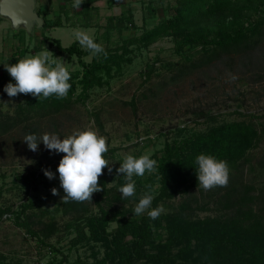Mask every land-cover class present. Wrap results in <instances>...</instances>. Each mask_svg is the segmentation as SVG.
<instances>
[{
    "label": "trees",
    "instance_id": "1",
    "mask_svg": "<svg viewBox=\"0 0 264 264\" xmlns=\"http://www.w3.org/2000/svg\"><path fill=\"white\" fill-rule=\"evenodd\" d=\"M88 1L92 3L95 0ZM170 9V13L161 17L152 27H145L140 35L134 33L123 38L119 46H106V58L100 54L93 56L91 62L83 59L90 52L77 42L63 47L60 40L56 39L59 53L76 55L82 66L81 70L70 71L71 88L67 97L57 99L53 95L48 99L38 100V97L26 94L25 99L18 103L14 114H4L0 110V135L20 126L23 127L24 134H36L37 129L30 126L33 118L60 114L73 108L77 102L85 101L92 88L109 83L114 74L121 71L125 62H132L130 55L136 48L148 47L166 36L171 37L176 52L182 55L183 60L174 64L177 72L170 77L165 76V80L159 83L161 90L170 83H178L189 77L198 69L217 63H223L230 69L237 63L243 72L256 70L257 81L264 79V0H177ZM121 18V21L113 18L108 21V39L116 29L121 34L128 23L133 24L132 14ZM58 23L45 21L43 25L57 26ZM46 39L48 38L44 41ZM134 45L136 48H133ZM198 46L200 48L196 56V52H191L190 49ZM28 52L29 48H19L10 60L0 63V90L14 80L4 64H15ZM159 60L158 57L148 64L144 83L152 79ZM170 65L172 64L168 66ZM79 87L82 89L77 93ZM143 96L149 97L148 94ZM128 104L136 109V97ZM193 113L197 118L210 123L208 129L166 142L162 153L155 154L158 168L147 179V184L153 186V182L158 180L160 187L154 195L152 207L179 194L188 193L191 188L199 185L195 158L203 153L213 155L218 160H226L229 167L237 169L235 174L230 170L226 187H214L208 192L209 197H215L218 209L229 210L225 213L227 216L193 220L184 219L177 213H162L159 218L152 220L147 213L134 215V208L131 206L112 205L114 200L122 198L118 189L126 181L121 176L115 186H109L111 177L105 168L98 179L103 190L92 195L99 215L88 214L91 210L90 201L61 204L63 212L72 214L73 217L74 222L67 223V227H75L77 230V235L71 239V248L90 241L106 245L105 256L97 260L98 264H109V260L115 261V258L122 264H134L133 259L154 264H174L175 256L170 254L171 247L182 242L185 246L179 255L189 257L193 252L201 251L204 253L201 264H264V154L255 163L250 152L264 139V120H261L264 115L217 124L218 116L215 114L203 109L194 110ZM235 113L247 115L237 110ZM94 116L102 129L99 113ZM115 151L116 148H109L105 158L108 160ZM257 169L263 180L246 182L245 172L252 173ZM39 177L40 174L34 171L31 175L23 176L26 193L33 188L37 189L38 185H49ZM173 182H176L175 185H172ZM189 203H185V206L192 209ZM34 205L30 200L21 203L17 210L0 205V222L5 215L13 216L15 224L24 228L27 234L35 237L42 245L49 246L54 254L60 253L61 250L47 241L58 229L55 221L44 222L38 229L33 228L28 210ZM112 222L116 223V227L109 230L108 226ZM163 228H169L167 243L163 248L157 247L158 251L149 250L155 249V234ZM193 245L196 247L193 248ZM61 254L63 256L55 263L70 264L69 256ZM97 254L98 252L93 251L94 256Z\"/></svg>",
    "mask_w": 264,
    "mask_h": 264
},
{
    "label": "rangeland",
    "instance_id": "2",
    "mask_svg": "<svg viewBox=\"0 0 264 264\" xmlns=\"http://www.w3.org/2000/svg\"><path fill=\"white\" fill-rule=\"evenodd\" d=\"M177 0H158L138 8L136 18L133 17V24L128 23L120 34L116 29L108 39L106 28L108 20L98 18V10H90V15L78 12L71 15L69 24L66 23L67 15L70 14L65 7L62 17L54 16L55 19L48 23L55 22L59 18L63 24L57 26L37 25L32 30L25 27H16L12 21L0 14V63L10 60L17 49L29 48L25 55H35L46 48L59 57L69 71L81 70L79 59L76 55L68 52L59 53L56 39H59L63 47H69L77 42L73 33L85 31L95 38V42L106 46L115 47L122 43L123 38H128L134 33L140 35L144 28L152 27L161 17L170 13V7L176 4ZM41 6V1L38 2ZM130 3V2H129ZM125 3L121 6V14H117L115 21H121L122 16L126 17L131 13V4ZM152 9H156L153 15ZM88 12V13H89ZM148 13L146 22L142 20L143 14ZM43 16V14H41ZM66 16V17H65ZM94 17V20H93ZM44 22L46 19H43ZM99 20V21H98ZM60 20H58L59 22ZM98 21L97 26H90V22ZM114 21V22H115ZM93 25V24H92ZM127 28V29H126ZM48 38L44 41L45 38ZM79 44V43H78ZM81 47V46H80ZM133 48H136L135 45ZM200 47L190 49L196 52ZM188 51V50H187ZM188 51V52H190ZM132 62H125L120 72H116L103 86H96L91 89L90 96L85 101L77 102L69 110L60 114L45 118H33L30 126L37 129L36 135L40 136L45 132H55L62 137L70 135L75 130L92 129L99 135L106 138L109 148H116V151L109 157L108 162L113 168L110 173L111 181L109 186H115L122 176L118 175L123 158L132 154L139 157L142 154H149L155 159V154L160 155L166 142H173L175 138H184L196 132H204L210 123L202 118H197L194 110H205L218 116L217 124L250 119L255 116L264 115V79L257 81V71L249 70L243 72L237 63L233 68L226 67L223 63L211 64L198 69L195 73L186 77L178 83H170L165 89H159V83L165 80V76H171L177 72L175 63L182 61V55L175 50L171 37L160 38L148 47L136 48L130 55ZM24 57V58H25ZM160 58L156 66L158 69L153 73L152 79L144 83V73L151 64ZM93 55L83 57L86 62H91ZM169 64H172L168 66ZM256 73V74H255ZM169 81V78L167 79ZM13 84L15 80L11 81ZM78 88L77 93L81 91ZM152 91L156 92L155 94ZM148 94L149 97H144ZM26 94H18L9 97L4 89L0 90V110L4 114H14L20 101L25 99ZM133 97H136V109L129 105ZM243 112L246 116H240L235 111ZM95 113H99L103 128L100 129ZM255 119V117H254ZM261 120H264L262 118ZM23 127L15 128L9 133L0 135V205L11 206L18 209L25 201H33L34 207L28 210L33 228L38 229L44 222L55 221L58 229L48 238V242L61 250L64 255L69 256L70 264H98L106 253V245L102 243L85 242L81 246L71 248V239L77 235L75 227L68 228L67 223L73 221L72 214H65L62 209L61 197L64 195L60 187L59 173L57 167L64 155L54 150H48L41 141L38 150L31 151L23 138ZM180 128H183L180 130ZM253 161L256 163L264 154V139L259 146L250 151ZM156 160V159H155ZM248 167V165H247ZM231 172L236 173L235 167ZM44 169L51 170L55 176L49 179L44 174ZM40 174L42 181L48 182V186L38 185L26 193L23 185V176L31 175L32 172ZM154 174V173H152ZM152 174L145 176H134L136 182L135 195L127 199L114 200L112 205L118 207H135L139 199L147 189V179ZM141 180V183L139 182ZM263 180L260 170L256 172H245L246 182ZM173 182L172 185H175ZM57 188L59 195H52L51 189ZM154 195L157 193L160 183L153 182ZM199 185L190 189L188 193L179 194L167 201H162L163 213H177L184 219H205L206 217H226L229 210L218 209L214 202L215 197H209L208 192ZM97 192L93 193L95 196ZM190 201V203H189ZM192 207H186L185 203ZM89 215H99L97 205L92 200L90 203ZM146 213V212H145ZM74 222V221H73ZM116 223L109 224L108 229L112 230ZM169 239V228H163L155 234V249L162 247ZM185 243L173 244L170 254L175 256L174 264H201L204 260V253L195 251L189 257L181 254ZM196 246L193 245V248ZM163 248V247H162ZM93 251L98 252L97 256ZM54 254L49 246L42 245L35 237L27 234L24 228L15 224L11 215H5L0 222V264H57L63 254ZM54 260V261H53ZM134 264H154L145 260L133 259ZM109 264H122L117 258L109 260Z\"/></svg>",
    "mask_w": 264,
    "mask_h": 264
},
{
    "label": "clouds",
    "instance_id": "3",
    "mask_svg": "<svg viewBox=\"0 0 264 264\" xmlns=\"http://www.w3.org/2000/svg\"><path fill=\"white\" fill-rule=\"evenodd\" d=\"M83 2L84 0H74L72 7L79 9ZM15 23H19V19L14 21ZM73 35L79 45L93 56L103 54L105 58L107 57L108 54L103 46L95 42V38L87 32L75 31ZM4 67L16 81L14 84L9 82L4 86V92L9 97L31 94L38 97V100L48 99L53 95L57 99H64L71 88L70 71L63 61L55 57L47 48L35 55L26 56L15 64H4ZM23 141L33 152L38 150V145L42 141L48 150L64 154L57 167L60 187L64 192L61 200L64 203L91 202L93 193L103 190L98 182L99 177L103 175V170L107 168L109 173L113 171L105 158V153L109 150L106 138L90 128L75 130L62 138L55 132H45L40 136L29 133L24 136ZM195 164L198 166L196 176L200 188L207 191L214 187L228 185L230 169L226 160H218L213 155L202 153L195 158ZM157 168V161L149 154H142L139 157L132 154L126 155L116 169L117 174H122L126 181L118 189L122 198L127 199L135 195L134 176L143 177L146 173H155ZM43 171L50 180L54 178L55 174L51 170ZM145 188L147 191L134 207V215L139 216L146 212L150 219L156 220L165 210L162 205L152 207L154 189L152 185H145ZM51 192L52 195H59L55 187L51 189Z\"/></svg>",
    "mask_w": 264,
    "mask_h": 264
},
{
    "label": "crops",
    "instance_id": "4",
    "mask_svg": "<svg viewBox=\"0 0 264 264\" xmlns=\"http://www.w3.org/2000/svg\"><path fill=\"white\" fill-rule=\"evenodd\" d=\"M39 1H41V6L40 3L38 4ZM148 1L149 3L152 4L154 3L155 0H148ZM73 2L74 0H37V11L40 15L43 14V16L41 15L43 19H46V21L48 19L52 21L53 19H55L54 16L62 17L63 14L62 10L65 7L68 11H70V14L67 15V17L65 16L66 17L65 20H67L66 23L69 24L70 21L69 17L71 15H76L78 12H82L87 15H90L89 11L94 9L98 10V14L96 16H98L99 19L105 18L106 20L109 21L111 18H113V20H115L120 17V16L117 17V14L122 13L121 6L129 2H130L129 4H131L130 14H132L133 17L136 18V11L138 10L139 6L140 8L144 9L145 8L144 5L146 4V0H95L92 3H89L88 0H84V2L81 4L79 9H74L72 7ZM142 14H143L142 20L146 22L147 16H149V14L145 12L144 13L142 12ZM151 14L155 15L156 13L153 12ZM58 20H60L58 24H63L60 18ZM58 20H55V22H58ZM98 21H94L93 23L90 22V26L99 25L100 23ZM51 23L53 24V22Z\"/></svg>",
    "mask_w": 264,
    "mask_h": 264
},
{
    "label": "water",
    "instance_id": "5",
    "mask_svg": "<svg viewBox=\"0 0 264 264\" xmlns=\"http://www.w3.org/2000/svg\"><path fill=\"white\" fill-rule=\"evenodd\" d=\"M0 14L9 18L16 27L32 30L35 24L43 25L44 20L37 11V0H0ZM19 19V23H15Z\"/></svg>",
    "mask_w": 264,
    "mask_h": 264
}]
</instances>
